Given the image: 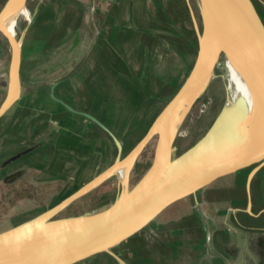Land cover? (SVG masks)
<instances>
[{"label": "crops", "instance_id": "0c3cea01", "mask_svg": "<svg viewBox=\"0 0 264 264\" xmlns=\"http://www.w3.org/2000/svg\"><path fill=\"white\" fill-rule=\"evenodd\" d=\"M192 8L198 16L195 0H38L22 41L21 95L0 121V157H8L15 194L40 203L49 192L52 199L72 193L116 158L107 132L52 97L55 82L57 97L115 132L123 154L128 129L147 119V131L196 57ZM1 48L0 87L6 93L10 49L3 39ZM251 194L253 213L243 187L208 185L171 204L165 220L149 223L119 246L127 242L135 264H259L264 179ZM101 257L90 264H103Z\"/></svg>", "mask_w": 264, "mask_h": 264}, {"label": "water", "instance_id": "95a60500", "mask_svg": "<svg viewBox=\"0 0 264 264\" xmlns=\"http://www.w3.org/2000/svg\"><path fill=\"white\" fill-rule=\"evenodd\" d=\"M29 0H6L0 10V34L10 49L5 97L0 103V121L21 95L22 41L27 26L18 35L9 21L22 16ZM192 17L198 49L187 76L156 115L145 134L125 154L123 143L106 124L89 112L52 97L69 110L100 126L117 147L114 162L84 185L37 216L0 232V264H80L114 249L157 218L167 207L212 184L243 187L252 212L251 188L264 179V56L259 84L251 80L248 33H257L254 47L264 50V20L254 0H195ZM39 6L36 7L37 12ZM29 10V9H28ZM35 12L26 17L28 24ZM25 14V13H24ZM225 82L226 99L218 117L204 136L180 154L177 140L196 106L214 81ZM221 123L225 161L205 163L199 150L212 142ZM154 142L152 158L135 183L131 173L140 155ZM116 178L114 199L81 214L56 217L78 198Z\"/></svg>", "mask_w": 264, "mask_h": 264}, {"label": "rangeland", "instance_id": "374dc122", "mask_svg": "<svg viewBox=\"0 0 264 264\" xmlns=\"http://www.w3.org/2000/svg\"><path fill=\"white\" fill-rule=\"evenodd\" d=\"M263 20H264V0H254ZM2 3V1H1ZM38 3V0H29L28 1V9L29 14L32 15L34 11V7ZM21 22V23H20ZM28 24V20L25 17H20L17 32L18 35L21 34V31L24 27ZM2 42V36L0 34V43ZM2 49V48H1ZM0 49V57L3 53V49ZM171 55V53H170ZM172 56V55H171ZM176 62L178 63L181 58L175 57ZM170 59V58H169ZM172 59V58H171ZM195 60V55L193 54L191 59V64H193ZM178 70L180 67H178ZM188 67L181 70L183 73L179 74L180 79L187 74ZM180 71V72H181ZM178 74V73H176ZM182 82V80L176 81V87ZM0 103L2 102L5 91L0 87ZM169 91H172L171 89ZM169 96L163 98L161 105L163 102L168 99ZM226 99V88L225 82L222 78H217L213 85L211 86L210 90L206 93L204 98L200 100L196 106V112L194 113L193 118H191L187 124L185 125L182 133L179 135L177 140V150L176 154H180L181 152L185 151L187 148L192 146L196 143L202 136L206 134L210 126L218 117L222 107L224 105ZM201 107V108H200ZM198 113V114H197ZM196 114V115H195ZM153 114H148V116H152ZM147 120V119H146ZM146 120L140 126L138 123V127L128 129L127 134H125L124 140L127 142L124 154L127 153L135 143L141 138V136L146 131L147 122ZM197 123V124H196ZM6 124V123H5ZM3 132L2 127H0V133ZM14 131L9 129L8 133L12 134ZM122 133V130H119ZM154 142L150 143L143 153L140 155L138 159V163L140 166L138 168H134L131 173V182L135 183L136 180L142 175L144 170L147 167L148 162L152 158ZM8 157L1 159L0 157V232L5 231L7 229H11L15 226L20 225L28 221L29 219L37 216L41 212L45 211L56 203V201L60 200V197L67 196L71 191L64 192L60 197L53 198V193H48V196L45 198L44 201L40 203L30 202L28 201L27 197L24 193L14 194L12 196L13 189L9 186V178L8 175V164H7ZM12 174V171H11ZM50 188V187H49ZM72 190V189H71ZM118 191V183L116 178L109 179L108 181L104 182L99 187L95 188L94 190L90 191L86 195L78 198L65 209H63L56 217H63L68 215H75L81 214L87 211H91L97 207L105 205L111 199L115 197L116 192ZM59 195V194H58ZM171 210V209H170ZM169 216V211L166 209L163 211L155 221H152L151 224H156L160 220H165ZM127 242L122 245V247L118 246L117 251L125 256H129V258L135 257V254H128L127 250ZM102 256V263L103 264H120V262L115 261L108 253L100 255ZM94 261V257L89 259L80 264H90ZM132 261V259H131ZM135 264L134 261L131 262Z\"/></svg>", "mask_w": 264, "mask_h": 264}, {"label": "bare ground", "instance_id": "6f19581e", "mask_svg": "<svg viewBox=\"0 0 264 264\" xmlns=\"http://www.w3.org/2000/svg\"><path fill=\"white\" fill-rule=\"evenodd\" d=\"M24 10H25L24 11L25 14L23 13L22 17H25V18L30 17L29 10L28 9H24ZM19 20L20 18H18L17 21L11 20L9 21L8 24L11 28H13L14 26L16 29V27L18 26ZM256 40H257V33L254 31L249 32L248 33V43H249L248 53H249V60H250L251 80H252V84L254 87L257 86V84H259L258 73L260 70V61L262 60L264 56L263 49L258 48L256 46L254 47L255 42H257ZM221 127H222L221 123H217V126H215V129L212 134L214 139L212 140L210 144H208L207 146L199 150L202 160L205 163H212V164L215 163L216 164V163H222L225 161V146H224Z\"/></svg>", "mask_w": 264, "mask_h": 264}, {"label": "trees", "instance_id": "16d2710c", "mask_svg": "<svg viewBox=\"0 0 264 264\" xmlns=\"http://www.w3.org/2000/svg\"><path fill=\"white\" fill-rule=\"evenodd\" d=\"M139 166H140V163L137 162V164H136L135 167L138 168ZM12 193H13V194H12V196H13V195L15 194V192H12ZM107 203H108V202H107Z\"/></svg>", "mask_w": 264, "mask_h": 264}, {"label": "flooded vegetation", "instance_id": "af4514ba", "mask_svg": "<svg viewBox=\"0 0 264 264\" xmlns=\"http://www.w3.org/2000/svg\"><path fill=\"white\" fill-rule=\"evenodd\" d=\"M9 183V182H8ZM259 264H264V260L259 261Z\"/></svg>", "mask_w": 264, "mask_h": 264}]
</instances>
